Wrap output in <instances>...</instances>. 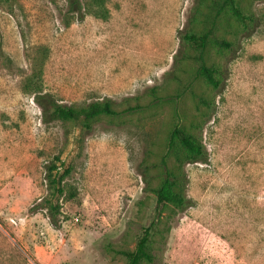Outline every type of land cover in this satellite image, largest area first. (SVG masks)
<instances>
[{
	"label": "rangeland",
	"instance_id": "374dc122",
	"mask_svg": "<svg viewBox=\"0 0 264 264\" xmlns=\"http://www.w3.org/2000/svg\"><path fill=\"white\" fill-rule=\"evenodd\" d=\"M237 1L256 22L245 30L229 12L219 19L215 34L233 46L208 43L216 88L181 39L207 26L210 9L194 16L196 0H107V18L81 19L67 0H0V264L48 258V248L34 253V222L46 214L31 206L48 193L44 165L55 155L73 165L69 182L81 199L62 203L61 264H126L117 249H134L152 222L154 264H264V0ZM34 65L42 90L63 104L110 97L146 107L101 116L83 134L75 123L45 122L23 85ZM177 122L198 132L208 159L184 164L188 207L156 209L145 177L149 170L151 186L163 178L159 162ZM79 225L90 247L72 259L64 238Z\"/></svg>",
	"mask_w": 264,
	"mask_h": 264
},
{
	"label": "trees",
	"instance_id": "16d2710c",
	"mask_svg": "<svg viewBox=\"0 0 264 264\" xmlns=\"http://www.w3.org/2000/svg\"><path fill=\"white\" fill-rule=\"evenodd\" d=\"M7 1V0H4ZM196 0L193 8L194 16L203 13V8L210 9L209 20L204 32L195 30H185L181 32L183 44H191L196 48L197 53L194 58L198 60V74L207 83L214 87H219L222 78L217 74L218 68L205 61V51L208 43L213 42L219 47L231 48L233 42L217 36L214 32L219 19L225 12H229L245 29L248 30L256 22V16L242 8L237 0ZM107 0H67V12L73 17L83 18L89 12L96 16L107 18ZM68 23V22H67ZM24 89L34 95L35 101L41 106L45 122L59 120L64 123H75L80 125L82 134L92 130L94 122L101 116H127L129 114L141 112L146 105L139 99L124 98L117 104L112 98L105 97L102 100H95L85 106L67 105L59 102L51 92L41 88V69L34 65L32 72L24 80ZM206 101L205 98H200ZM69 126V125H68ZM70 127V126H69ZM199 131L201 124L197 125ZM84 135L79 137L83 141ZM153 150V148H150ZM172 156V161L167 160V156ZM208 159V151L202 142L198 132H191L181 123L177 122L170 130L165 146V153L160 158L159 164L162 167L164 176L156 186H151V174L145 177L146 189H152L157 196L156 209L170 204L180 210L191 204V199L185 193L186 172L184 164L186 162H205ZM45 179L48 189L47 195L31 206V210L43 209L50 223L55 228H61L62 222L67 218L63 214V201H81L78 188L69 182L73 172V165H65L60 155H55L45 163ZM150 166H147L149 169ZM157 230V223L152 222L144 228L143 235L139 238L134 249H117V252L129 257L126 264H143V262L154 264L155 255L150 246L153 234Z\"/></svg>",
	"mask_w": 264,
	"mask_h": 264
},
{
	"label": "crops",
	"instance_id": "0c3cea01",
	"mask_svg": "<svg viewBox=\"0 0 264 264\" xmlns=\"http://www.w3.org/2000/svg\"><path fill=\"white\" fill-rule=\"evenodd\" d=\"M33 229H35V234L37 235L36 244H35V251L34 253L37 255V251H39L40 248H48L49 249V255L48 258L41 257V255L37 256L38 260L42 264H61L63 263L62 258L63 256L58 252V245L59 242L57 241V235L58 233H63V231L59 228H55L50 224L48 221V217L44 216V218H39L37 221L34 222ZM89 230H87L84 226H76V227H70L69 229V236L68 238H64L67 244V252L70 255V258H75L76 255L84 254L85 250H82L83 247H90L89 244H86V239L90 238L89 234H87ZM74 244V246H78L81 248H75L71 247L70 244ZM69 257V256H68ZM83 264V262H82Z\"/></svg>",
	"mask_w": 264,
	"mask_h": 264
}]
</instances>
